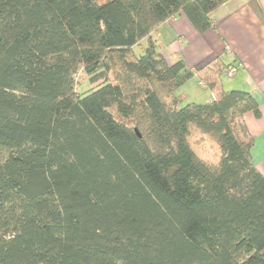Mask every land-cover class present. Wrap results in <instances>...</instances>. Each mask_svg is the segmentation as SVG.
Listing matches in <instances>:
<instances>
[{
    "label": "trees",
    "instance_id": "1",
    "mask_svg": "<svg viewBox=\"0 0 264 264\" xmlns=\"http://www.w3.org/2000/svg\"><path fill=\"white\" fill-rule=\"evenodd\" d=\"M227 1L0 0V264H264L259 102L216 79L185 103L195 72L153 38ZM80 72L101 82L79 92Z\"/></svg>",
    "mask_w": 264,
    "mask_h": 264
},
{
    "label": "crops",
    "instance_id": "2",
    "mask_svg": "<svg viewBox=\"0 0 264 264\" xmlns=\"http://www.w3.org/2000/svg\"><path fill=\"white\" fill-rule=\"evenodd\" d=\"M212 17L213 27L200 33L185 14H178L163 23L153 38L170 61L184 59L194 77L208 85L211 96L204 102L216 94L209 85L216 79L223 89L253 93L261 116L248 112L244 120L253 139V162L264 175V0H229ZM227 65L238 68L231 81L222 79Z\"/></svg>",
    "mask_w": 264,
    "mask_h": 264
},
{
    "label": "rangeland",
    "instance_id": "3",
    "mask_svg": "<svg viewBox=\"0 0 264 264\" xmlns=\"http://www.w3.org/2000/svg\"><path fill=\"white\" fill-rule=\"evenodd\" d=\"M140 48L141 46H137V48H135L133 52L129 53V57L134 58L135 55H137L138 52L141 50ZM117 72H118V68L116 67L110 73V77L113 81L116 78L115 74ZM222 79L223 81L224 80L231 81V77L228 75L223 76ZM78 82L80 84L79 86H77L78 91L86 92L98 86V84L101 81L98 83H92L88 75H86L84 72H80L78 74ZM201 83L199 82L198 77H193L189 81H187L182 87H180L177 92L182 94L184 93V96L186 97L185 103L190 101L204 102L206 97L208 98L209 96H211V90L203 86L205 82L204 83L201 82ZM190 141L193 148L196 150L199 156H202L210 160H214L218 158L219 146L217 141L212 136L207 134H202L196 131L191 135Z\"/></svg>",
    "mask_w": 264,
    "mask_h": 264
},
{
    "label": "built area",
    "instance_id": "4",
    "mask_svg": "<svg viewBox=\"0 0 264 264\" xmlns=\"http://www.w3.org/2000/svg\"><path fill=\"white\" fill-rule=\"evenodd\" d=\"M237 67L236 66H231L230 68H228L226 71H225V73L228 75V76H230V77H232V76H234L235 75V73L237 72ZM202 84V83H201Z\"/></svg>",
    "mask_w": 264,
    "mask_h": 264
}]
</instances>
